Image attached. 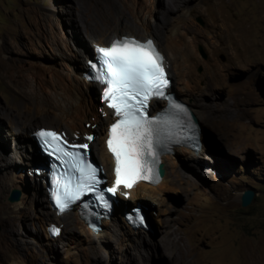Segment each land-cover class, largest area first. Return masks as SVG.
<instances>
[{
	"label": "rangeland",
	"instance_id": "obj_1",
	"mask_svg": "<svg viewBox=\"0 0 264 264\" xmlns=\"http://www.w3.org/2000/svg\"><path fill=\"white\" fill-rule=\"evenodd\" d=\"M137 4L146 18L162 16L167 22L171 17L182 19L179 15L188 11L182 24L184 30L194 26L193 40L204 62L199 71L208 65L219 69L222 87L217 88L216 80L211 83L215 89L203 98L210 110L208 119L199 116L201 136L208 135L212 159L200 150L194 162L178 151L176 170L191 175L197 185L168 187L139 200L146 202L154 227L147 234L152 242L141 246L125 240L119 244L113 238L103 242L100 251L87 247L78 253V244L87 246L88 237L76 228L71 235L65 233L68 239L55 241L57 252L38 256L33 235H37L34 215L40 210L41 194L37 197L33 189L24 188L0 193V264H14L15 256L26 264H264V0H136ZM121 10L120 0H0V151L8 155L17 146L7 135L9 119L31 121V98L36 94L32 86L49 78L47 72L41 77L43 70L56 66L57 73L68 71L53 57L48 39L37 33L45 32L49 17L58 35L70 36L89 19ZM205 30H213L211 41ZM5 39L12 49L4 48ZM173 92L182 100L176 77ZM38 116L33 123L38 127L63 125L60 119L52 123ZM87 123L91 124L84 126L91 130ZM95 139L103 144V138ZM18 164V175L28 172ZM1 178L2 173L0 185ZM248 188L256 194L243 206L241 197ZM13 192L19 196L11 200ZM24 194L27 204L21 206L33 208L11 212ZM136 203L127 201L125 207ZM119 210L118 206L114 214ZM177 234L181 242H173Z\"/></svg>",
	"mask_w": 264,
	"mask_h": 264
},
{
	"label": "bare ground",
	"instance_id": "obj_2",
	"mask_svg": "<svg viewBox=\"0 0 264 264\" xmlns=\"http://www.w3.org/2000/svg\"><path fill=\"white\" fill-rule=\"evenodd\" d=\"M120 3L122 5L121 11L116 13H102L99 17H90L91 19H89L88 22L86 21V24L84 23L81 25L82 27H79V31L73 32L72 35L69 34L70 36L58 35L56 26L53 21H50L49 17L46 23L47 25H45V32L38 31L37 33L48 39L52 48L51 50H53V57L55 56L61 60V63H65L68 71L57 73L54 71L56 66L50 71L49 67L43 70V75L41 77H45L47 72L49 78H40L41 80L32 86L36 94L31 98L32 108L34 110L31 121L24 122L21 120L16 121L9 119L8 123L5 125L7 135L11 139L17 141V146L15 150L8 155L0 151V173H2L3 177V179L1 178L3 182L0 185V193L7 192L11 188H24L27 191L33 189L37 197L41 194V196H39L40 210L34 215V223L36 225L35 231L37 235H33V238L38 240V244L36 249L32 247L37 251L36 254L38 256L41 252L51 253L56 251L57 245L55 241L64 236L65 239H68L65 233L71 235L75 232L76 228H79L80 231H83L88 237L87 246L85 243L83 244L81 242L78 244V253L81 249L86 250L87 247H89L88 249L90 250L99 248L100 251L103 242L109 243L113 238H115L119 244L122 240H125L138 246H141L142 243L146 244L152 242V239L148 238V232H146L148 230L142 232L130 229L121 219L123 218L121 212L120 214H114L111 220H102V228L95 233H93V229L76 213L78 210L77 208L61 216L56 215V212L51 208L46 189H44V191L40 190L45 186V181L42 180V182H39L35 173V164L45 159L40 153L38 154L37 150L39 146H37L33 140V135L31 136L30 133L39 128L33 124L39 117L38 115H44L52 123H56V121L60 119L59 122L63 125L59 126L58 129L65 130L69 136L78 134L79 138L76 141L77 143L83 144L87 139L93 138L92 147H94V149L91 148L92 155L95 151L99 159L98 162L103 165L107 176L111 177L113 175L114 158L107 146L108 124L113 121V117L111 111L100 102L101 88H98L96 84L89 80L86 66L87 58H93L95 43L109 45L114 39H121L126 34L144 40L149 37L154 38L166 57L168 71L173 78L171 91L174 90V79L176 77L180 85V90L182 91L181 98L191 107L198 122L201 121L199 116L208 119L210 110L204 103L203 98L206 94L215 89L212 87L211 83L216 80L217 84H219L217 88L222 87L221 74L216 65H208L203 72L199 71L200 65L204 64V62L202 57L199 56L200 53L196 48L195 39L193 40L194 26L189 25L184 30L185 26L182 24L184 21L183 16H185L188 11L179 15L182 19L173 20L171 17V20L167 22V19L165 20L162 16L157 17L156 15H152L146 18L145 15L139 12V6L138 4L136 5V0H120ZM172 11L175 14L177 13L175 9ZM203 32L206 39L211 41L210 37L213 36V30H205ZM4 48L8 50L12 49L11 43L6 39L4 41ZM152 102L155 111H159L164 106V104L160 105L156 99H153ZM178 114H181V110H178ZM86 122H91L90 125L93 126L91 130H88L84 126ZM103 125L106 129L103 128V130H101ZM96 136L97 138H103V144L96 143ZM199 137L202 140L201 150H204L207 154V156L206 154L204 155L205 158L212 159V157H210L208 135L204 133L203 138L199 132ZM178 151H181L185 157L192 159L194 162L199 159L200 151L192 150L185 145L174 147L173 152H169L163 156L164 174L161 180L155 184L144 181L138 182L137 185L129 191L128 199H130L131 202H136L147 195H154V192L159 193L161 190L165 192L168 187L173 188L185 184L190 189L191 185H197L196 181L191 178V175L176 170L178 168L176 160L178 161L180 159L174 156ZM18 163L23 164L26 170L28 169V172L23 170L19 176L15 171V168L17 169L19 166ZM25 204H27L26 194H24V197L19 203L11 208V212H22L25 211L24 208H33L31 204L29 206L27 205L28 207L21 206ZM119 204V209H121L126 206L127 202L124 199H120ZM147 215L148 220H144V222L151 223L152 225L153 220L149 211ZM55 222L63 223L64 230H62L58 238L52 239L49 236L47 227ZM172 240L173 242H181L182 237L177 234ZM167 255L173 257L174 253L167 252ZM18 257H14V264H26L25 259L21 260Z\"/></svg>",
	"mask_w": 264,
	"mask_h": 264
},
{
	"label": "clouds",
	"instance_id": "obj_3",
	"mask_svg": "<svg viewBox=\"0 0 264 264\" xmlns=\"http://www.w3.org/2000/svg\"><path fill=\"white\" fill-rule=\"evenodd\" d=\"M126 35H128V34H126ZM129 36H131V35H129ZM137 38H139V37H137ZM140 40H144V39H141V38H139ZM146 40V39H145ZM158 43V42H157ZM170 90H171V88H170ZM173 92V91H172ZM175 95H176V93L175 92H173ZM178 99H179V97L178 96H176ZM156 100H158V102L160 103H162V104H164V106H166V103H164V101L162 100V99H156ZM181 100V99H180ZM182 101V100H181ZM188 107H190L189 105H188V103L187 102H185V101H183ZM151 106H152V108H153V102L151 101ZM163 106V107H164ZM190 110H191V112H190V114H188L187 116H184L183 118H184V120L186 121V123H187V126H189L192 130H199V132H200V134H201V125H200V122H198V120H197V118H196V116L194 115V113H193V110L191 109V107H190ZM113 117V116H112ZM49 128H53V129H56V130H58V131H61V130H59V129H57V128H54V127H49ZM64 132H65V134H66V136L67 137H70L69 135H68V133L65 131V130H63ZM34 132H35V130H34ZM33 132V133H34ZM32 133V134H33ZM202 138V137H201ZM201 140V139H200ZM91 145H90V148H92V143H90ZM201 144H202V140H201ZM192 150H195V149H192ZM201 150V148H199V151ZM174 151V148H173V150H171V152H173ZM92 154V153H91ZM43 157V156H42ZM92 157H94V155H92ZM97 163H99L98 162V160H97ZM100 164V163H99ZM161 166H163V162H162V165ZM35 167H36V170H35V173H36V175H37V178H38V180L40 181V182H42V180H44L45 182H44V184H45V189H46V193H47V196H48V199H49V201H50V203H51V208L56 212V215H58V216H61V215H63L64 213H67V212H69V211H64V212H62V213H60L58 210H57V208H55L54 207V205H53V201H52V196H51V192H50V186H49V184H48V182H47V176H48V174H47V172L44 170V169H42L41 168V165H39V164H35ZM40 168L41 170H39V169H37V168ZM106 172H105V169H104V174H105ZM105 176H107V175H105ZM163 176V175H162ZM111 182L109 181V184H110ZM158 183V182H157ZM137 185V184H136ZM135 185V186H136ZM134 186V187H135ZM133 187V188H134ZM132 188V189H133ZM130 191V190H129ZM128 191V192H129ZM118 197L120 198L121 197V194H118ZM128 197H129V195L127 196V197H125V198H123L124 200H126V202L127 201H129L130 202V199H128ZM137 203L136 204H130L129 206H128V208H132V207H135V206H137V207H140V208H142V210H143V213H144V215H145V220H148V215H147V212H148V207H147V204H146V202H144V201H136ZM125 208V207H124ZM124 208H121L120 209V211H119V213L121 212L122 213V209H124ZM127 208V207H126ZM74 210V209H73ZM116 210V209H115ZM72 211V210H71ZM115 212V211H114ZM114 212L109 216V215H107V213H106V216L105 217H103V218H101V219H99V221H98V226H97V228L96 227H94V226H92L89 222H87V221H85L79 214H78V212L76 211V213L93 229V231L94 232H98L101 228H102V225H101V223H102V220H105V219H108V220H111V218L113 217V215H114ZM123 216V215H122ZM123 221H124V223L130 228V229H132V230H136V231H142V232H144L145 230H150V231H152L151 229H150V224L149 223H146L145 225H139V226H135V225H133V224H131L130 222H128L127 220H126V218L123 216ZM51 225H56V226H58V227H60V229H61V232H62V230H63V227H64V224L63 223H58V222H55V223H51L48 227H47V229H48V233H49V235H50V237H52V238H58V236H60V234H61V232H60V234L58 235V236H53L52 235V233H51V231H49V228H50V226ZM147 225V226H146ZM145 227H146V229H145ZM148 231H146V232H148ZM149 231V232H150Z\"/></svg>",
	"mask_w": 264,
	"mask_h": 264
},
{
	"label": "water",
	"instance_id": "obj_4",
	"mask_svg": "<svg viewBox=\"0 0 264 264\" xmlns=\"http://www.w3.org/2000/svg\"><path fill=\"white\" fill-rule=\"evenodd\" d=\"M176 96H178V95H176ZM92 158H94V157H92ZM93 160H94L95 162H97V160H96L95 158H94ZM160 172H161L162 175L164 174V167H163V166H161ZM255 194H256V192H255V190H254L253 188H248V189H246V190L243 192V194H242V197H241V204H242L243 206H248V205L253 201V199H254V197H255ZM18 196H19V194H16V192H13V193H12V196H11V197H12L11 200L17 199ZM150 229H151V230L153 229L151 223H150ZM149 231H150V230H149Z\"/></svg>",
	"mask_w": 264,
	"mask_h": 264
}]
</instances>
